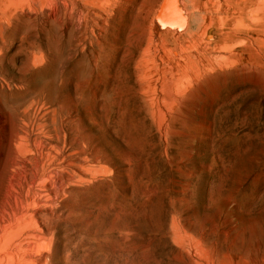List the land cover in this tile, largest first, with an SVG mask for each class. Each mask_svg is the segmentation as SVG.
Masks as SVG:
<instances>
[{"label":"rangeland","instance_id":"obj_1","mask_svg":"<svg viewBox=\"0 0 264 264\" xmlns=\"http://www.w3.org/2000/svg\"><path fill=\"white\" fill-rule=\"evenodd\" d=\"M0 264H264V0H0Z\"/></svg>","mask_w":264,"mask_h":264},{"label":"bare ground","instance_id":"obj_2","mask_svg":"<svg viewBox=\"0 0 264 264\" xmlns=\"http://www.w3.org/2000/svg\"><path fill=\"white\" fill-rule=\"evenodd\" d=\"M36 126H37V125H36ZM24 129H25V128H24ZM24 129H23V130H24ZM27 132H28V131H27ZM27 132H26V130H25V136H24V135H17V136H20V137H22V138H23V137H26ZM28 135H29V134H28ZM27 137H28V136H27ZM34 141H35V140H34ZM36 143H37V142H36Z\"/></svg>","mask_w":264,"mask_h":264}]
</instances>
